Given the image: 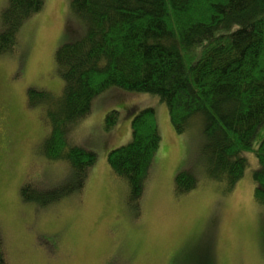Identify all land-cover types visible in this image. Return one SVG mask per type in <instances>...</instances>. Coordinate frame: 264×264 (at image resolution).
Wrapping results in <instances>:
<instances>
[{
    "label": "rangeland",
    "instance_id": "obj_1",
    "mask_svg": "<svg viewBox=\"0 0 264 264\" xmlns=\"http://www.w3.org/2000/svg\"><path fill=\"white\" fill-rule=\"evenodd\" d=\"M70 1L44 0L19 29L15 49L0 55V248L6 264H264V204L253 197V151L244 153L242 177L224 190V183L206 179L199 125L175 132L165 104L147 92L113 86L93 99L66 135L69 144L96 154L83 187L41 201L57 190L64 195L73 178L66 162L43 154L46 102L29 106L26 90L61 92L54 52L84 33ZM5 3L0 0V11ZM147 107L155 111L161 141L136 204L125 180L111 172L107 153L130 141L131 119ZM111 110L118 113L116 124L105 129ZM263 137L264 127L252 149ZM181 170L198 181L184 194L174 190Z\"/></svg>",
    "mask_w": 264,
    "mask_h": 264
},
{
    "label": "trees",
    "instance_id": "obj_2",
    "mask_svg": "<svg viewBox=\"0 0 264 264\" xmlns=\"http://www.w3.org/2000/svg\"><path fill=\"white\" fill-rule=\"evenodd\" d=\"M43 4L6 0L0 11V55L15 49L19 29ZM70 10L84 33L54 52L61 92L26 90L29 106L46 102L43 154L66 162L73 178L67 190L61 187L64 195L57 190L41 201L83 187L96 154L69 144L66 135L90 112L93 99L115 86L156 95L177 133L199 125L206 179L224 183L226 191L244 173V153L253 151L258 163L252 171L253 197L264 204V137L252 149L264 127V0H71ZM117 114L106 113L105 129L116 124ZM160 141L155 111L147 107L132 117L130 141L107 153L111 172L125 180L136 204ZM197 184L190 171L174 176L178 194ZM27 189L22 187V195ZM0 264H6L1 248Z\"/></svg>",
    "mask_w": 264,
    "mask_h": 264
}]
</instances>
